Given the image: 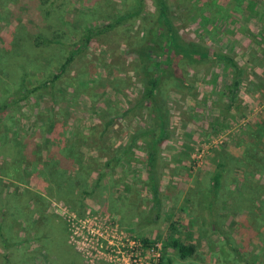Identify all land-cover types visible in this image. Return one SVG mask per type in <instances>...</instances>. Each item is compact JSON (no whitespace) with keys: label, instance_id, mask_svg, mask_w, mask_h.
<instances>
[{"label":"rangeland","instance_id":"rangeland-1","mask_svg":"<svg viewBox=\"0 0 264 264\" xmlns=\"http://www.w3.org/2000/svg\"><path fill=\"white\" fill-rule=\"evenodd\" d=\"M51 2L0 0V47L16 38L0 63V100L24 73L28 88L48 80L72 48L35 46L34 33L59 31L73 44L132 0H54L49 10ZM171 4L181 32L214 54L191 63L190 87L168 91L171 134L153 163L136 135L151 127L147 103L137 101L138 61L124 54L137 28L96 35L56 87L10 101L0 170L23 182L0 174L5 223L19 231L8 247L0 236V264H264V0ZM216 53L244 70L236 93L234 70ZM22 161L27 171L17 170ZM172 238L195 252L182 258Z\"/></svg>","mask_w":264,"mask_h":264},{"label":"trees","instance_id":"trees-1","mask_svg":"<svg viewBox=\"0 0 264 264\" xmlns=\"http://www.w3.org/2000/svg\"><path fill=\"white\" fill-rule=\"evenodd\" d=\"M146 1L147 0H132V2L125 6L120 12L111 16L110 21L100 26L86 25L82 35L73 44L72 42L69 43L64 40L63 37L55 35V32L59 31L53 32L54 36L50 37L40 33H34L32 40L35 46L62 44L65 47L67 44H70L72 48L65 61L60 65V68L54 72L48 80L33 88H28L26 87L27 74L24 73L20 77L21 80L18 88L12 92L6 91L3 93V98L0 100V125L3 119L6 123L5 113L12 112L11 100L17 103L19 99H26L39 89L46 93V89L56 87L58 81L67 72L77 56L91 45L96 35L105 33L109 30L131 26L137 28V33L136 36L127 43L124 54L138 61V65L135 69L138 73L142 89L137 101L143 106H145L144 103H147L148 106L145 107L148 110V117L151 120V127L144 126L140 128L136 132V135L140 140L147 143L150 162L153 163L157 159L160 146L171 134L170 110L167 103L168 91L171 89L181 90L190 87L189 67L191 63L208 61L212 59L214 52H211L210 47L189 39L186 34L181 32V29L178 27L179 24L173 16L171 0H151L155 8L154 11L147 7ZM53 3L54 0L48 6L49 10H51V6L53 7ZM210 5L211 4L208 3L205 8L201 9V12L203 11L204 20L208 19L205 13H208ZM210 12L212 13V10ZM0 39L4 41L1 35ZM12 39L10 48L15 45V35H13ZM10 48L0 47V63L5 62L6 51ZM214 57L221 61H225L234 70L231 89L233 93H236L240 86L239 77L243 74L244 70H242L233 57L227 54L216 53ZM157 130L159 132L158 135H156ZM20 133V128L11 132L13 141L18 142L17 138ZM26 160L33 163L36 157L30 156L29 158L27 155ZM8 163L7 161V164ZM110 163L111 161L108 162V164ZM224 166L225 164L220 162L217 165L215 173L212 175L209 187L213 193H216V190L221 185V177L225 169ZM1 167L2 165H0V168ZM150 169V171H152L153 167L151 166ZM11 170L13 169L9 168L6 172L5 170H0V174L6 176V178H15L22 183L23 181L17 179L16 174L10 173ZM17 170L20 172L22 170L27 171L26 162H20ZM18 171H16L17 174ZM26 181L27 180H25V182ZM152 183V190L155 196H157L159 183H155V178H153ZM5 207L6 202L2 205L0 201V236L4 241V245L8 247L13 244L12 240L17 239L19 231L17 228L10 230L9 226L5 223V213L8 211ZM171 240L172 246L179 250L182 258L192 255L196 250L194 245L185 244L178 238H172ZM146 242H148L147 239ZM169 263L171 264V260Z\"/></svg>","mask_w":264,"mask_h":264}]
</instances>
